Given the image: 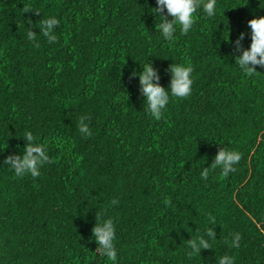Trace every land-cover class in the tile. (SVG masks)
Returning <instances> with one entry per match:
<instances>
[{"label":"trees","instance_id":"1","mask_svg":"<svg viewBox=\"0 0 264 264\" xmlns=\"http://www.w3.org/2000/svg\"><path fill=\"white\" fill-rule=\"evenodd\" d=\"M155 7L0 0V264H112L92 239L95 217L114 221L116 264H218L223 255L264 264V68L246 76L234 58L264 0H217L214 18L198 9L171 43ZM52 16L60 24L50 44L39 26ZM145 60L165 88L171 63L193 67L191 95L171 99L159 119L132 76ZM81 117L91 136L79 132ZM29 132L55 163L16 178L3 161L22 154ZM220 147L241 154L237 171L202 179ZM210 216L212 249L191 252Z\"/></svg>","mask_w":264,"mask_h":264},{"label":"clouds","instance_id":"2","mask_svg":"<svg viewBox=\"0 0 264 264\" xmlns=\"http://www.w3.org/2000/svg\"><path fill=\"white\" fill-rule=\"evenodd\" d=\"M217 0H156V7L151 8L155 16L161 17L158 26L162 38L169 43L175 40V34H188L196 23V14L198 9L209 18L216 16ZM165 10L170 19H165ZM27 11V10H26ZM250 29V44L247 48H242L241 41L244 34L241 33L234 42L235 63L239 70L246 76L256 74L257 67L264 68V15L254 16L248 20ZM29 24L31 21L29 20ZM60 20L55 16L44 19L39 32L52 44L58 41L56 28ZM31 29V27H28ZM29 41H36V32L32 29L26 34ZM228 37V34H227ZM227 40V39H225ZM34 46L39 47L38 44ZM140 71L133 70L132 76L138 77L139 92L146 102V111L152 118L162 117L171 99H182L191 95L193 85V67L189 63H171L166 71L170 74V80L167 88L159 83L160 76L151 61L145 60L143 66L140 65ZM88 117H81L79 123V132L84 137L91 136L92 133L86 121ZM24 139V148L22 154H14L4 158L3 164L10 167L16 178H23L30 175L33 178L41 175V168L46 164H53L55 160L50 159L46 148L33 139L29 132L22 136ZM241 160V154L238 151L220 147L216 152L212 163L203 168L201 178L206 180L210 172L216 169L221 170V175L228 177L230 173L237 171L236 165ZM119 203L118 199H112L111 205ZM167 203V201H165ZM215 218L209 217V226L204 230L203 235L189 241L191 252L200 254L202 249H212L210 241L215 240L214 228ZM92 239L97 244V252L106 257L112 264H116L118 258L116 240V229L113 219L95 217V224L91 229ZM206 237V238H205ZM241 234L236 232L232 235L229 247L239 248ZM191 255V253H189ZM218 264H235L234 257L223 255L219 258Z\"/></svg>","mask_w":264,"mask_h":264}]
</instances>
